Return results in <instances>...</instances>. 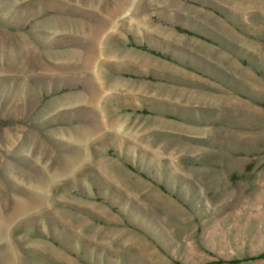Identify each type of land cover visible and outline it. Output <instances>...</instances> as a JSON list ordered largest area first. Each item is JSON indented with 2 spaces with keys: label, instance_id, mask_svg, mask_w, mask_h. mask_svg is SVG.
<instances>
[{
  "label": "rangeland",
  "instance_id": "obj_1",
  "mask_svg": "<svg viewBox=\"0 0 264 264\" xmlns=\"http://www.w3.org/2000/svg\"><path fill=\"white\" fill-rule=\"evenodd\" d=\"M263 254L264 0H0V264Z\"/></svg>",
  "mask_w": 264,
  "mask_h": 264
},
{
  "label": "trees",
  "instance_id": "obj_2",
  "mask_svg": "<svg viewBox=\"0 0 264 264\" xmlns=\"http://www.w3.org/2000/svg\"><path fill=\"white\" fill-rule=\"evenodd\" d=\"M262 256H264V254Z\"/></svg>",
  "mask_w": 264,
  "mask_h": 264
},
{
  "label": "bare ground",
  "instance_id": "obj_3",
  "mask_svg": "<svg viewBox=\"0 0 264 264\" xmlns=\"http://www.w3.org/2000/svg\"><path fill=\"white\" fill-rule=\"evenodd\" d=\"M97 95V94H96ZM97 97V96H96Z\"/></svg>",
  "mask_w": 264,
  "mask_h": 264
}]
</instances>
